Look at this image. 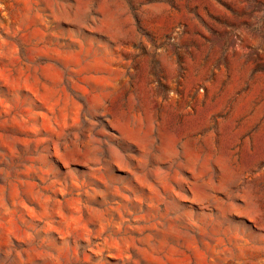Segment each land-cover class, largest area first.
<instances>
[{
	"label": "rangeland",
	"instance_id": "1",
	"mask_svg": "<svg viewBox=\"0 0 264 264\" xmlns=\"http://www.w3.org/2000/svg\"><path fill=\"white\" fill-rule=\"evenodd\" d=\"M0 264H264V0H0Z\"/></svg>",
	"mask_w": 264,
	"mask_h": 264
}]
</instances>
